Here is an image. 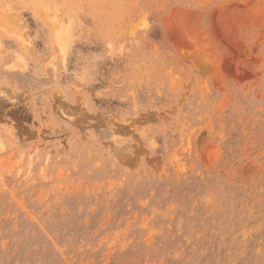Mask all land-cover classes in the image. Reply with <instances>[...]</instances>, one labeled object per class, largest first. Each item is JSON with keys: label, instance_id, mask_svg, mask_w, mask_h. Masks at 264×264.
<instances>
[{"label": "rangeland", "instance_id": "1", "mask_svg": "<svg viewBox=\"0 0 264 264\" xmlns=\"http://www.w3.org/2000/svg\"><path fill=\"white\" fill-rule=\"evenodd\" d=\"M0 264H264V0H0Z\"/></svg>", "mask_w": 264, "mask_h": 264}, {"label": "bare ground", "instance_id": "2", "mask_svg": "<svg viewBox=\"0 0 264 264\" xmlns=\"http://www.w3.org/2000/svg\"><path fill=\"white\" fill-rule=\"evenodd\" d=\"M178 43V42H177ZM191 54V53H190ZM194 55V54H193ZM198 56V55H197ZM200 59V58H199ZM206 62V61H205ZM199 64V63H198ZM213 69V68H212ZM19 76H21V75H19Z\"/></svg>", "mask_w": 264, "mask_h": 264}]
</instances>
